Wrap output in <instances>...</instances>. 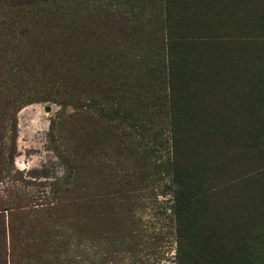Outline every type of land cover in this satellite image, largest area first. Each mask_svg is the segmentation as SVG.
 I'll return each mask as SVG.
<instances>
[{
    "label": "rangeland",
    "instance_id": "rangeland-1",
    "mask_svg": "<svg viewBox=\"0 0 264 264\" xmlns=\"http://www.w3.org/2000/svg\"><path fill=\"white\" fill-rule=\"evenodd\" d=\"M56 1L0 44V263L177 264L190 172L192 264H264V0Z\"/></svg>",
    "mask_w": 264,
    "mask_h": 264
},
{
    "label": "trees",
    "instance_id": "trees-1",
    "mask_svg": "<svg viewBox=\"0 0 264 264\" xmlns=\"http://www.w3.org/2000/svg\"><path fill=\"white\" fill-rule=\"evenodd\" d=\"M57 13L58 6L56 0H0V44L11 46L9 38L13 36L15 28L21 20L32 25L37 20L41 19H45L46 21L60 20V18L57 19V17H55ZM15 72L16 71H9L8 69L5 71L7 76L2 80L0 78V96L4 98V100L9 96L7 92L9 90L11 92L16 86L14 80L10 78ZM134 99L138 101L140 96L137 95ZM13 102L14 101H12V103ZM89 103V108L93 110V118L95 119L99 120L108 117L109 120L115 115V105L111 94L102 101L95 98L89 101ZM151 120L152 118L149 119V121ZM144 122L146 123V119L144 121V119H139L137 117L133 118L130 129L135 136L140 135ZM155 136H157V133L151 135V139L154 140ZM168 139L170 140V137ZM151 145H153V143H151ZM1 148L4 149L5 146ZM147 149L153 151V148L150 146H147ZM2 152L3 151H1V153ZM171 154H174V149ZM172 165L176 166V163L172 161ZM174 177L178 185V188L174 191V212L177 221L175 231L177 241V264H192V259L201 254L210 255L211 260L220 262L221 259L218 255L219 251H217L219 244L214 242V239L209 233H206L205 237L207 238L203 237L201 241L194 239V226H191L189 220L197 205H207L205 202L210 194L205 189L201 188L199 180L194 179V175L190 172L181 173V175L175 172ZM197 242H199V244H197Z\"/></svg>",
    "mask_w": 264,
    "mask_h": 264
},
{
    "label": "water",
    "instance_id": "water-1",
    "mask_svg": "<svg viewBox=\"0 0 264 264\" xmlns=\"http://www.w3.org/2000/svg\"><path fill=\"white\" fill-rule=\"evenodd\" d=\"M46 110H48V108Z\"/></svg>",
    "mask_w": 264,
    "mask_h": 264
}]
</instances>
